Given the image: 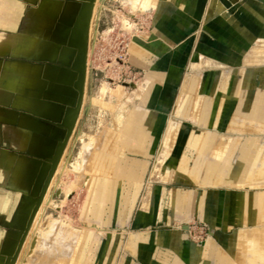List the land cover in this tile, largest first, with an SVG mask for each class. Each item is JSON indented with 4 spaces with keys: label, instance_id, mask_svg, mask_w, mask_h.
<instances>
[{
    "label": "crops",
    "instance_id": "1",
    "mask_svg": "<svg viewBox=\"0 0 264 264\" xmlns=\"http://www.w3.org/2000/svg\"><path fill=\"white\" fill-rule=\"evenodd\" d=\"M85 1L0 0V153L27 159L0 177L6 204L37 196L59 152L76 103ZM109 2L95 3L68 142L97 132L85 148L91 192L85 186L105 224L87 221L107 230L91 241L93 264H264V0H150L128 49L144 90L118 105L88 98ZM103 101L113 107L108 121L82 131ZM194 221L209 226L205 242L187 234ZM19 243L3 241L7 258ZM67 244L52 247L50 261Z\"/></svg>",
    "mask_w": 264,
    "mask_h": 264
},
{
    "label": "rangeland",
    "instance_id": "2",
    "mask_svg": "<svg viewBox=\"0 0 264 264\" xmlns=\"http://www.w3.org/2000/svg\"><path fill=\"white\" fill-rule=\"evenodd\" d=\"M136 3V0H110L105 5L100 24V33H104V35L100 39L98 53L95 57L96 68L93 75H90L89 99L92 96L97 97L99 95L103 99L106 98L105 101L108 103L118 105L119 101L124 104L125 97L144 90L143 83H137L144 76L143 71L131 64L128 49L136 29L143 28L142 26L150 12V4L146 0ZM122 46H126L124 52H127V65L119 73H116L113 69L115 67L110 68L107 63L115 58ZM118 97L124 98L119 100ZM104 109L107 111V115L113 107L105 104L104 101L101 107L94 106L90 115L82 117L80 129L90 132V130L96 129L93 125L101 124L103 120L108 121L109 115L102 114V112L105 113ZM172 121L174 120L169 121V125L173 124ZM176 128L173 126L172 130L176 131ZM91 134L93 136L86 139L81 137V133L74 132L70 144L68 143L69 145L65 148L59 161L56 173L49 183L48 190L38 208L25 241L22 243L17 258L15 259L14 255L18 247L14 250V255L12 254L13 264H93V258L99 244L96 243L95 248L92 250L91 246L93 244H91V241L96 236L103 235L107 229L106 227L94 226V224L90 225L87 221L93 220L100 225L105 224L100 217L95 216L92 212L90 213L89 207L91 206L87 205L88 186H90L91 192L94 180L88 174L90 171L88 170L89 165L88 161L85 160L88 150L85 148L86 145H90L91 149L94 148L93 145L97 140V132L93 131ZM168 134L169 132H166L165 137ZM21 160L27 159L23 157L13 158L0 153V177L5 173L9 174L14 164L19 168ZM85 185L88 187V192ZM0 193H5V191L0 189ZM6 203V196L0 194V264H9L8 259L12 256L10 253L9 258H7L8 255L6 256L3 253V241L19 237V233L16 234L15 231L8 229H25L24 226L19 228L8 226L14 224V221H8V218L12 219L13 216H17L20 220H23L28 216L27 211L20 212L18 210L19 208L25 210L27 206L23 207L24 204L15 205L13 203L10 205ZM103 205H107V203L104 201ZM24 221L21 222L25 223ZM191 226L193 227L192 235L190 234ZM178 228L183 229V226L181 225ZM185 229H187L189 237L197 243L205 242L211 235L209 226L202 222L194 221L187 225ZM121 233L127 234L128 229L121 231ZM194 236H202V238H194ZM45 242H49V245H51L47 251L42 252ZM68 242L71 243L69 253L66 256L63 254V258L59 257L54 262L50 261V255L53 256L52 247L59 249L60 245L63 247ZM40 254L43 255L42 257L46 256L47 260H45L46 258L42 259ZM54 255L55 258L56 254Z\"/></svg>",
    "mask_w": 264,
    "mask_h": 264
},
{
    "label": "water",
    "instance_id": "3",
    "mask_svg": "<svg viewBox=\"0 0 264 264\" xmlns=\"http://www.w3.org/2000/svg\"><path fill=\"white\" fill-rule=\"evenodd\" d=\"M95 3L96 0H86L85 2V6L83 8L82 11V18L84 20V27L83 30L79 33L78 37H77V45L80 48V52L79 55L75 61V67L79 70L80 73V77L79 80L77 82V84L75 85V89H76V103H75V107H74V111L71 117V120L69 121V124L67 126V130H66V134L64 136V139L61 143L59 152L57 153L55 159L52 161L51 165H50V169L47 171V175H46V179L41 187L40 193L37 196L34 197H20V201L18 203V205L24 204L23 207L27 206V208H25V210H22V208L18 209L20 212H28V216L23 218V220H25V223H22L19 217L16 216V219L18 220V227H14V228H19V227H23L25 229L23 230H17V229H8V230H12L15 231L16 234L19 233V238H20V243L17 249L16 254L14 255V258L16 259L18 256V253L21 249L22 243L25 241V238L32 226V222L34 220V217L38 211V208L40 207V204L42 203V200L48 190V186L49 183L51 182L54 174L56 173L59 161L61 160L63 154H64V150L67 147V144L70 140V137L74 131L80 110H81V106H82V102H83V98H84V94H85V86H86V79H87V68H88V52H89V38H90V27H91V22H92V16H93V12H94V7H95ZM7 198V197H6ZM36 201L35 204H33V200ZM28 208L31 211H28ZM12 220V219H11ZM8 219V221H11ZM14 221V220H12ZM17 240L18 237H17Z\"/></svg>",
    "mask_w": 264,
    "mask_h": 264
},
{
    "label": "built area",
    "instance_id": "4",
    "mask_svg": "<svg viewBox=\"0 0 264 264\" xmlns=\"http://www.w3.org/2000/svg\"><path fill=\"white\" fill-rule=\"evenodd\" d=\"M123 43H124V41H123ZM100 49H102V48H100ZM119 50L120 51L117 52V55L115 56V58L111 61H108V63H107L110 68L115 67L113 69L116 73H119L120 70H122L127 65V61H126L127 52H124V50H126V46L120 47ZM202 229L204 230V228H202ZM192 230H193V227L191 226L190 227V234L191 235H192ZM198 237L202 238V236H194V238H198Z\"/></svg>",
    "mask_w": 264,
    "mask_h": 264
},
{
    "label": "bare ground",
    "instance_id": "5",
    "mask_svg": "<svg viewBox=\"0 0 264 264\" xmlns=\"http://www.w3.org/2000/svg\"><path fill=\"white\" fill-rule=\"evenodd\" d=\"M136 1H137V3H140L141 0H136ZM85 2H86V1H85ZM146 2L149 3L150 0H146ZM137 3H136V4H137ZM81 19H82V18H80V22H81ZM82 20H83V19H82ZM82 23H84V22L82 21ZM82 23H81V24H82ZM80 26H83V25H80ZM80 26H78V28H79ZM80 28H81V27H80ZM80 28H79V29H80ZM77 30H78V29H77ZM76 32H77V31H76ZM77 33H78V32H77ZM76 41H77V40H76ZM76 43H77V42H76ZM77 47H79V46H77ZM73 64H75V62H74ZM79 77H80V76H79ZM77 80H78V79H77ZM72 113H73V112H72ZM72 113H71V114H72ZM70 117H72V115H70ZM70 119H71V118H70ZM68 121H69V120H68ZM172 122L174 123V121H172ZM174 124H175V123H174ZM175 125H176V124H175ZM171 126H172V128H173V124H172ZM34 203H36V201H34ZM13 263H14V258H13V256H12L11 260L9 261V264H13Z\"/></svg>",
    "mask_w": 264,
    "mask_h": 264
}]
</instances>
